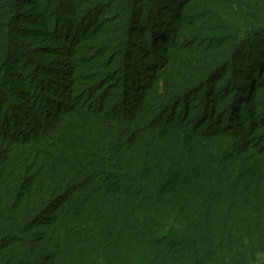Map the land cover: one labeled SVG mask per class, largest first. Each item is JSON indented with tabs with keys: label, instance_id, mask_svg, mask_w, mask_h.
Segmentation results:
<instances>
[{
	"label": "trees",
	"instance_id": "trees-1",
	"mask_svg": "<svg viewBox=\"0 0 264 264\" xmlns=\"http://www.w3.org/2000/svg\"><path fill=\"white\" fill-rule=\"evenodd\" d=\"M0 264H264V0H0Z\"/></svg>",
	"mask_w": 264,
	"mask_h": 264
}]
</instances>
